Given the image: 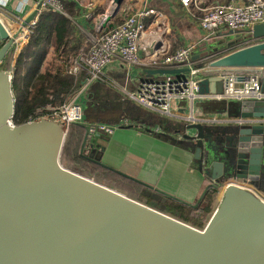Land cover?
I'll use <instances>...</instances> for the list:
<instances>
[{
  "label": "water",
  "instance_id": "95a60500",
  "mask_svg": "<svg viewBox=\"0 0 264 264\" xmlns=\"http://www.w3.org/2000/svg\"><path fill=\"white\" fill-rule=\"evenodd\" d=\"M123 2L112 0L105 30L114 26ZM41 7L39 1L17 31L9 30L0 15V264H264V196L258 192L264 191V122L256 120L264 118V99L213 101L225 121L198 118L196 109L181 103L175 138L194 150L199 169L210 178L196 203L105 163V147L90 138L87 125L77 123L86 130L84 158L187 206L197 207L211 188L222 187L218 206L199 229L65 167L61 155L68 132L60 122L46 117L13 122V74L1 65ZM240 36L229 30L193 56L202 61L199 93H223L226 74L239 82L257 76L264 91V23L252 28L255 43L238 48ZM189 71L144 68L142 73L187 77Z\"/></svg>",
  "mask_w": 264,
  "mask_h": 264
},
{
  "label": "crops",
  "instance_id": "0c3cea01",
  "mask_svg": "<svg viewBox=\"0 0 264 264\" xmlns=\"http://www.w3.org/2000/svg\"><path fill=\"white\" fill-rule=\"evenodd\" d=\"M39 1L11 0L5 10L11 15L6 17L3 14L6 12L1 13L7 24H10L9 28L13 31L19 30L27 17L34 12ZM105 1L69 0L73 4V16L67 13L63 15H67L72 20L74 28L93 40L95 37L93 32H98L96 25L106 14L103 12ZM129 5L132 7V13L150 7L155 9L159 15V20H157V15L146 18V30L140 47V55L144 61L155 57L161 60L164 55L183 46H193L195 54L199 55L208 48L209 44L213 43V40H221L229 32V29L221 28L214 32L212 41L208 43L202 41L204 33L200 29V20L204 9L208 7L206 0H194L188 7L181 0H129ZM113 22L115 25V21ZM35 63V60L31 62L30 59L29 66L33 67ZM144 68L146 67L128 66L122 60L117 59L107 67L106 78L121 86V91L126 96L124 90L130 92L137 90L142 79L163 77L162 75L148 77L142 73ZM91 88L92 91L95 88V92L92 96L93 92L89 93V91L86 94V100L91 97L96 98V101L91 100L90 103H86V108L94 102L97 103L95 105L97 107L111 103L114 106L121 104L123 107L119 117L116 119L114 117L113 121L97 117L88 120L85 108V123L83 124L102 122L116 126L111 135L93 136V138L97 137V142L105 147L102 160L155 188H160L188 202L196 203L204 188L210 183V178L199 169V161L194 156V150L187 143H182L180 137L175 138L176 118L159 116L156 112L139 108L140 105L135 101L137 105L131 103L133 100L129 98L124 100L125 98L115 91L112 92L115 95L106 98L107 88L101 82L92 84L89 90ZM196 105L195 115L198 118L206 116L223 121L228 119L217 112V106L213 101L198 102ZM233 180L230 179V181ZM238 183L256 189L243 180H238ZM222 191L221 187L216 207L221 200ZM121 192L133 197L127 191ZM258 192L264 196V191L259 190Z\"/></svg>",
  "mask_w": 264,
  "mask_h": 264
},
{
  "label": "built area",
  "instance_id": "2783aa9c",
  "mask_svg": "<svg viewBox=\"0 0 264 264\" xmlns=\"http://www.w3.org/2000/svg\"><path fill=\"white\" fill-rule=\"evenodd\" d=\"M10 1L0 0V15L6 12L5 10H7ZM40 1L42 2L41 11L48 10L54 13L66 14L65 0ZM193 1L181 0L187 7ZM3 14L6 17L11 15L9 12ZM151 15H157V20H159V15L155 9L145 7L128 15L121 23L105 30L102 24L107 13L104 14L96 25V30L100 35L93 39V44L88 52L82 53L73 60L69 69L70 73L73 74H78L82 70L86 72L81 86L61 105L54 107L48 104L46 107L38 108L36 115L43 114L45 109L50 110L51 115L45 117L63 124L68 133L74 124L85 123L87 91L92 84L105 81L107 67L117 59L122 60L128 66H145L146 68L188 67L190 69L187 77L165 75L162 78L143 79L140 81L137 90L132 92L124 90L127 97L141 107L171 118L180 115V110L184 108L181 105L182 102H186L187 108L193 111V109H196L198 102L264 99V91H262L260 80L253 75L249 80L239 82L234 74H226L223 75L225 81L223 93H199L198 82L202 68H199L198 65L202 61L201 59H193L195 55L193 46L179 47L164 55L161 60H158L157 57L148 61L142 60L140 55L141 40L146 30V18ZM3 18L5 20L4 16ZM36 22L35 19L26 29H22L20 36L14 43L15 57L23 52ZM4 23L10 30V24H7L6 20ZM258 23H264V0H226L213 4L204 9L200 20V29L204 33L202 41L207 43L212 41L214 32L221 28H227L234 33L241 34L236 42V47L248 46L256 41L251 37V33L253 26ZM213 42L215 41L213 40ZM230 50V48H227L225 52ZM9 70L13 74L12 68ZM34 119L30 117L29 121ZM256 120L264 122V118ZM87 126L90 137L97 134L111 135L116 129L115 125L102 122L89 123Z\"/></svg>",
  "mask_w": 264,
  "mask_h": 264
},
{
  "label": "trees",
  "instance_id": "16d2710c",
  "mask_svg": "<svg viewBox=\"0 0 264 264\" xmlns=\"http://www.w3.org/2000/svg\"><path fill=\"white\" fill-rule=\"evenodd\" d=\"M64 7L66 13L73 16V4L69 0L64 1ZM121 22L115 21V24ZM93 35L98 37L100 33L93 32ZM92 44L93 40L74 28L72 20L67 15L47 10L40 11L23 52L14 58L9 66H7L8 57L1 65L2 69L12 68L13 70L12 88L16 98L13 121L16 124L25 123L30 120V117L35 119L49 117L50 110L45 109L41 115H36V110L48 104L54 107L61 105L81 86L86 72L82 70L78 74H73L69 69L72 61L81 53L88 52ZM49 48L54 50L53 57L46 62ZM30 59L31 62L34 60L36 62L33 67L29 66ZM86 111L88 120L97 117L113 121L114 117L115 119L119 117L122 109L112 103L101 107L91 104ZM85 132V128L81 125L72 126L68 149L77 150L72 157L73 160L83 164H93L102 169L107 176L119 177L122 180L116 182L123 185L125 189L136 191L138 200L183 221L187 222L189 217L197 220V217L202 214L206 217L207 214L213 213L212 204L214 196L219 192L217 189L211 188L197 207H190L85 159L80 152Z\"/></svg>",
  "mask_w": 264,
  "mask_h": 264
},
{
  "label": "rangeland",
  "instance_id": "374dc122",
  "mask_svg": "<svg viewBox=\"0 0 264 264\" xmlns=\"http://www.w3.org/2000/svg\"><path fill=\"white\" fill-rule=\"evenodd\" d=\"M225 0H206L207 2V6H211L213 4H217V3H221V2H224ZM141 6V4H140ZM139 6V8H140ZM114 6H113V3L111 0H106L104 5H103V12L104 13H107V15L112 12ZM133 12L132 10V7L131 5H129V0H125L124 3L121 5V8L120 10L117 12V14L115 15L113 21H123V19H125L128 15H130L131 13ZM95 38V37H94ZM53 48H49L48 50V53L46 55V62L51 59V57H53ZM15 54H16V51L14 49H12L10 51V53L8 54V64L7 66H9L11 63H12V60L14 59L15 57ZM171 77H177L176 76H171ZM103 84V86H105L107 88V93H106V98H109L110 96L112 95H115L114 93L112 92H117L120 94V96L123 98H125L124 100H128V97L127 95L125 96L123 94V92L121 91V86H119L117 83L115 82H112L111 80L107 79L105 77V81L101 82ZM123 88V87H122ZM90 91V92H89ZM91 93L93 92L91 95L93 96L94 92H95V88L94 90L92 91V88L88 91L87 93ZM90 95V96H91ZM87 98V97H86ZM91 100H94L96 101V98H91L89 97L87 100H86V103H90ZM97 100L99 101V98H97ZM123 100V99H122ZM131 100V99H129ZM127 102V101H125ZM134 101H131V103ZM124 103V101H123ZM97 103H93V105H96ZM89 105V104H88ZM137 105V104H135ZM119 107L121 109H123V107H121V104H119ZM139 108H144V107H141V106H138ZM151 112V111H150ZM152 113V112H151ZM159 116H163V117H167V118H171L169 116H166V115H162V114H159ZM70 132L68 133L67 137H66V141H65V145H64V149H63V152H62V155H61V163L69 168V169H74V170H77L79 172H81L82 174H84L85 176L87 177H90L100 183H103L109 187H112L114 189H117L119 191H127V193H130L131 195H133L135 199H137V192L136 191H131L129 189H125V187L123 185H120L118 184L116 181H119V180H122L120 179L119 177L115 176L114 177H110V175H106L102 169H99L97 168V166L93 165V164H83L81 163L80 161L77 162L75 161V159L73 160L72 157L76 154V151L75 150H72L71 149H68L69 147V143H70ZM129 191V192H128ZM219 194L217 193L215 196H214V203L212 204V209L214 210L216 208V204H217V201H218V196ZM212 213L210 214H207V216L205 217L203 214L200 215L199 217H197V220H195L193 217H189V220L187 221V223L199 228V229H203L205 227V225L207 224L208 220L210 219Z\"/></svg>",
  "mask_w": 264,
  "mask_h": 264
},
{
  "label": "flooded vegetation",
  "instance_id": "af4514ba",
  "mask_svg": "<svg viewBox=\"0 0 264 264\" xmlns=\"http://www.w3.org/2000/svg\"><path fill=\"white\" fill-rule=\"evenodd\" d=\"M85 136V135H84ZM91 150H92V147H91V144H90V140H89V142L87 143V145H86V147H85V150H84V152H85V154L86 155H90V153H91ZM86 159V158H85ZM88 160V159H87ZM261 182H263V181H258V183L260 184ZM262 186H264V183L262 184Z\"/></svg>",
  "mask_w": 264,
  "mask_h": 264
}]
</instances>
